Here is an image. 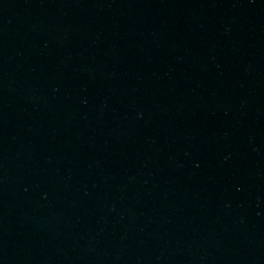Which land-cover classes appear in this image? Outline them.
<instances>
[{
  "label": "water",
  "instance_id": "1",
  "mask_svg": "<svg viewBox=\"0 0 264 264\" xmlns=\"http://www.w3.org/2000/svg\"><path fill=\"white\" fill-rule=\"evenodd\" d=\"M264 55V0H0V264H94Z\"/></svg>",
  "mask_w": 264,
  "mask_h": 264
}]
</instances>
